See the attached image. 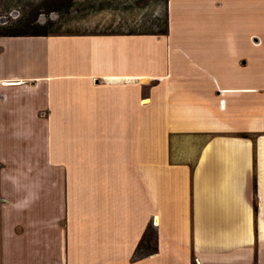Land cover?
<instances>
[{"label": "crops", "instance_id": "1", "mask_svg": "<svg viewBox=\"0 0 264 264\" xmlns=\"http://www.w3.org/2000/svg\"><path fill=\"white\" fill-rule=\"evenodd\" d=\"M0 264H264V0L0 36Z\"/></svg>", "mask_w": 264, "mask_h": 264}, {"label": "rangeland", "instance_id": "2", "mask_svg": "<svg viewBox=\"0 0 264 264\" xmlns=\"http://www.w3.org/2000/svg\"><path fill=\"white\" fill-rule=\"evenodd\" d=\"M43 25L51 34L160 32L165 0H0V30L41 31ZM146 251L143 243L134 258Z\"/></svg>", "mask_w": 264, "mask_h": 264}, {"label": "trees", "instance_id": "3", "mask_svg": "<svg viewBox=\"0 0 264 264\" xmlns=\"http://www.w3.org/2000/svg\"><path fill=\"white\" fill-rule=\"evenodd\" d=\"M41 31H12L9 29H4V30H0V36H24V35H33V36H37V35H48L51 34L48 31H46V26L43 25ZM144 242V238L141 239L139 245L137 246L136 251L139 250L140 246L143 244ZM155 250H157V247L155 248ZM136 254V253H135ZM136 256V255H134Z\"/></svg>", "mask_w": 264, "mask_h": 264}]
</instances>
